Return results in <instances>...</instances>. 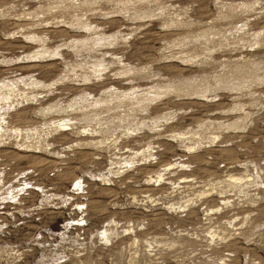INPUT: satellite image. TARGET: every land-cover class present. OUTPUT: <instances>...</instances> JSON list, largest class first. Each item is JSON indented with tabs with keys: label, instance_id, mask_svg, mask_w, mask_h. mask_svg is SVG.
<instances>
[{
	"label": "rangeland",
	"instance_id": "1",
	"mask_svg": "<svg viewBox=\"0 0 264 264\" xmlns=\"http://www.w3.org/2000/svg\"><path fill=\"white\" fill-rule=\"evenodd\" d=\"M0 264H264V0H0Z\"/></svg>",
	"mask_w": 264,
	"mask_h": 264
},
{
	"label": "bare ground",
	"instance_id": "2",
	"mask_svg": "<svg viewBox=\"0 0 264 264\" xmlns=\"http://www.w3.org/2000/svg\"><path fill=\"white\" fill-rule=\"evenodd\" d=\"M159 177H161V176H159ZM103 235H104V237H106L107 239H109V237H107V230H103Z\"/></svg>",
	"mask_w": 264,
	"mask_h": 264
}]
</instances>
